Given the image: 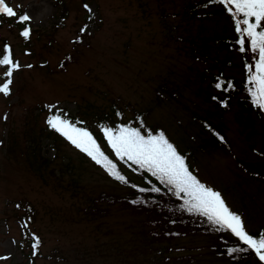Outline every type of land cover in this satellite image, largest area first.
<instances>
[{
  "label": "rangeland",
  "instance_id": "1",
  "mask_svg": "<svg viewBox=\"0 0 264 264\" xmlns=\"http://www.w3.org/2000/svg\"><path fill=\"white\" fill-rule=\"evenodd\" d=\"M5 2L31 17V35L26 41L14 25L0 28V48L5 41L21 65L11 94H0V264H154L155 248L165 250L160 264L190 255L199 264H228L213 253V237L152 245L141 234L142 219L127 211L103 205L107 213L84 212L102 191L124 189L65 139L55 140L46 120L59 111L98 133L95 115L113 99L128 106L124 118L149 111L148 125L187 153L200 182L221 194L249 234H264V116L251 115L248 127L236 99L216 104L206 94L215 75H243L241 55L212 41L234 37L229 15L195 18L192 0ZM163 84L176 86L179 97L156 99ZM194 115L223 127L220 149H202L209 131ZM34 143L50 162L40 172L28 156ZM71 178L80 187L74 193L65 187ZM33 236L40 241L35 255Z\"/></svg>",
  "mask_w": 264,
  "mask_h": 264
},
{
  "label": "snow or ice",
  "instance_id": "2",
  "mask_svg": "<svg viewBox=\"0 0 264 264\" xmlns=\"http://www.w3.org/2000/svg\"><path fill=\"white\" fill-rule=\"evenodd\" d=\"M213 2L221 5L231 16L238 37L236 43L239 45V51L241 53L250 51L255 58L254 63L247 66L248 91L253 105L264 111V0H213ZM3 17L15 18V23L23 25L20 35L26 41L30 38L31 29L28 25L31 17L28 14H18L5 0H0V18ZM81 32L83 33L84 29H81ZM0 66H6L3 74L7 77L6 82L0 84V94L8 96L11 94L10 86L14 73L21 65L14 61L12 50L6 45L0 49ZM215 87L228 91L233 85L230 81H218ZM53 107L49 106L50 113H53ZM80 123L82 122L69 120L66 114L59 111L49 115L46 120L51 130L89 157L110 177L121 183H128L117 165L102 150L94 135L86 128L78 126ZM101 132L117 160L155 177L178 199L183 200L184 210L205 217L217 231L229 232L245 246L244 249H229V255L248 250L254 252L264 264V234L256 238L246 231L242 218L229 209L219 192L200 182L190 170L185 157L169 142L163 132L153 134L148 131L147 134H143L140 128L126 124H118L114 128L105 126L101 128ZM151 191L159 192L160 189L154 187ZM23 227L27 228V224ZM32 239L35 241L32 245L35 255L40 241L35 236Z\"/></svg>",
  "mask_w": 264,
  "mask_h": 264
},
{
  "label": "trees",
  "instance_id": "3",
  "mask_svg": "<svg viewBox=\"0 0 264 264\" xmlns=\"http://www.w3.org/2000/svg\"><path fill=\"white\" fill-rule=\"evenodd\" d=\"M189 7L192 16L195 18H209L212 17V15L215 16L221 13L229 15L221 5L214 3L213 0H192ZM62 10L65 9L63 8ZM18 14L21 13L18 12ZM13 20H15V18H0V28L2 27V25H14L19 31H21L23 25L15 23ZM20 37L22 36L20 35ZM237 38V33L234 32L233 38H217L213 39L212 41L223 49H226L228 51H236L241 55V59L243 62L242 77L233 78L225 77L222 74L215 75L210 80L207 86L206 94L209 95L208 101L214 102L216 104H225L228 100L236 99V104L240 108L241 114L247 118V121L244 124L250 127L252 125L250 118L251 115L254 116V114H256V117L260 120L264 115L263 113H260V109L258 107L253 105L248 91L247 66L254 63V57L250 51H246L245 53H241L239 51V45L236 43ZM4 44L3 46H5ZM218 81H230L233 87L228 91L217 89L215 87V84ZM176 89L177 87L174 85L173 88H170L166 84L160 85L158 87V90L156 91V99H172L175 97H179V95L176 94ZM217 93L222 94L224 97H219ZM111 103L112 104L107 111L101 110L100 112H98V114L95 115L94 121H96L95 124L98 128V133L93 132L89 126H84L82 124H79L78 126L86 128L94 135L98 143L101 145L102 150L117 165L118 169L120 170L122 175L125 176L128 183H121L113 179L101 167L96 165L89 157L78 150V152H80L85 159L93 163L99 171H102L105 179H107L110 183L116 184L122 190L124 189L123 194H110L108 192L102 191L98 198H92L89 200L91 203L90 205L87 204L88 206L84 212H86L87 215H92L95 212L103 211V205L108 206V208L116 207L123 212L127 211L130 215L142 219L141 225L143 226V229L141 231V234L145 237V241L149 242L152 245H158L162 242L168 245L173 241H178L179 239L187 238L189 236H199L201 234L207 237H213L214 244H212L211 246L213 253L220 259L226 261L228 264H262L257 260L253 252L248 250L234 252L232 255H229V249H244L245 246L240 244L239 241L229 232L217 231L212 225L208 223L205 217L196 214H190L186 210H184L183 200L178 199L166 185L161 184L155 177H152L147 172H143L135 168V166L129 167L116 159L115 155L111 152V149L108 148L107 143L103 138V134L101 132L102 127L107 126L114 128L118 124H126L132 127L140 128L143 134H147L148 131L153 132V134L159 132H163L165 134V131L164 129H160L159 127L148 125L147 118L150 114L149 111L138 112L135 110L132 111V115L130 116V118H124L123 115L125 114V110L128 109V106L123 105L122 107L121 104H118L117 99H113ZM224 108L225 107H223V109ZM67 118L73 121V117ZM194 119L202 124L204 130L206 129L209 131L210 138L209 140H206L204 146H201L202 149H205L206 146L208 148H211L212 150L220 149L222 146V142L224 141L223 127L218 124L214 125L207 119H202L196 115H194ZM141 124H143V127H141ZM49 134L53 135L55 140H57L58 137H61L53 130H51ZM167 139L170 143H172L169 138ZM173 145L178 150V152L185 157L187 165L194 174L187 153H184L180 149H178L175 143ZM41 155L42 154L39 146L34 143L28 156H31L33 159L32 167H34L35 172H40L43 167L45 168L47 164L50 163L46 161ZM259 155L264 157V147L260 151ZM60 172L62 175L63 172ZM52 175L54 178H56V181L58 183L62 181L61 175L56 176L54 172L52 173ZM65 187L69 192L71 191L72 193L80 188L78 186V181L72 178L70 179V182L65 185ZM154 187L159 188L160 191H151V189ZM141 189H144V191H141ZM103 212L107 213V211ZM30 213L32 212H27L28 215ZM32 217L33 215H30L28 217L23 216L20 219H32ZM155 249L157 250L158 257L155 256L156 258H154V264H160L161 262H164L165 259H167L164 255L165 250H162L161 248ZM175 260L176 264H199L198 260H196L195 257L191 255L188 257L180 256Z\"/></svg>",
  "mask_w": 264,
  "mask_h": 264
}]
</instances>
